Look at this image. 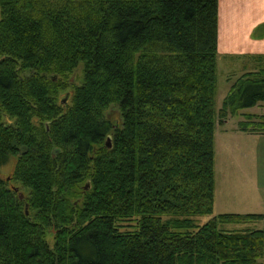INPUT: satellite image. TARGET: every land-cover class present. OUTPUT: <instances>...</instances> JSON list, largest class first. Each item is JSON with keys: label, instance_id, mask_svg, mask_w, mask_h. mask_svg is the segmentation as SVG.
<instances>
[{"label": "trees", "instance_id": "1", "mask_svg": "<svg viewBox=\"0 0 264 264\" xmlns=\"http://www.w3.org/2000/svg\"><path fill=\"white\" fill-rule=\"evenodd\" d=\"M218 20L219 0H0V264H264V230L222 229L263 214L196 220L216 125L264 103L254 55L216 111Z\"/></svg>", "mask_w": 264, "mask_h": 264}, {"label": "rangeland", "instance_id": "2", "mask_svg": "<svg viewBox=\"0 0 264 264\" xmlns=\"http://www.w3.org/2000/svg\"><path fill=\"white\" fill-rule=\"evenodd\" d=\"M220 26L222 38L216 60V111L221 108L230 85L245 72L257 69L254 55L243 51L257 42V39L264 38V0H222ZM229 51L235 54H229ZM64 96L62 94L60 97ZM117 114L115 107H110L106 112L111 121L117 119ZM246 114L264 115V103L239 110L215 127L213 214L198 217L196 220L199 225L213 216L225 213L264 215V134L239 130L238 124L246 120ZM15 162V158H10L0 167L1 178L9 179ZM257 185L259 191L255 189ZM9 187L19 189L16 183H9ZM222 229L264 230V219L242 225L228 224L222 226Z\"/></svg>", "mask_w": 264, "mask_h": 264}, {"label": "crops", "instance_id": "3", "mask_svg": "<svg viewBox=\"0 0 264 264\" xmlns=\"http://www.w3.org/2000/svg\"><path fill=\"white\" fill-rule=\"evenodd\" d=\"M221 3H222V0H219L218 51H220V41H221V38H222V31H221V26H220V5H221ZM256 41L257 42H255V43L253 42L254 44L252 43L251 46L246 51H243V52L244 53H252L253 55H264V38L263 39H257ZM222 49H223V46H222ZM228 53L229 54H233L234 52L229 51ZM255 189H256V191H259L260 190L259 187H258V185L255 186ZM247 214H254V213H247Z\"/></svg>", "mask_w": 264, "mask_h": 264}, {"label": "water", "instance_id": "4", "mask_svg": "<svg viewBox=\"0 0 264 264\" xmlns=\"http://www.w3.org/2000/svg\"><path fill=\"white\" fill-rule=\"evenodd\" d=\"M67 97H68V95L66 94L64 96L63 100H62V103H65ZM106 144H107V147L109 148L110 147V137L107 138V143ZM19 196H20V198H22V195L21 194Z\"/></svg>", "mask_w": 264, "mask_h": 264}]
</instances>
